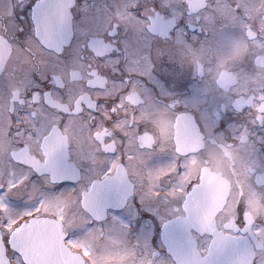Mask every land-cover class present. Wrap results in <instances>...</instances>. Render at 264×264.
<instances>
[{"label":"flooded vegetation","instance_id":"obj_1","mask_svg":"<svg viewBox=\"0 0 264 264\" xmlns=\"http://www.w3.org/2000/svg\"><path fill=\"white\" fill-rule=\"evenodd\" d=\"M0 246L264 264V0H0Z\"/></svg>","mask_w":264,"mask_h":264},{"label":"rangeland","instance_id":"obj_2","mask_svg":"<svg viewBox=\"0 0 264 264\" xmlns=\"http://www.w3.org/2000/svg\"><path fill=\"white\" fill-rule=\"evenodd\" d=\"M17 57H18V56H17ZM78 136H80V134H78ZM81 136H82V134H81ZM82 137H83V136H82ZM82 137H81V139H82V141H83V138H82ZM1 138H3L2 135H1ZM14 178H15V180L18 179V178L21 180V179H26L27 177H26V174H23V177H22V176H14ZM45 202H46V203H45ZM45 202H44V203H45V205H44V206H45V209H46V210L48 209L49 211H50V210L54 211L55 208H57V206H58V205H57V202H55V200L50 199V198H46V199H45ZM66 205H67V204H66ZM14 216L17 217V216H19V215H13L12 218H14ZM115 254H118V253L115 252ZM104 257H107V258H114V255L109 254V255H105ZM119 260H120V259H119Z\"/></svg>","mask_w":264,"mask_h":264},{"label":"water","instance_id":"obj_3","mask_svg":"<svg viewBox=\"0 0 264 264\" xmlns=\"http://www.w3.org/2000/svg\"><path fill=\"white\" fill-rule=\"evenodd\" d=\"M0 264H5V262L3 261V256H2L1 248H0Z\"/></svg>","mask_w":264,"mask_h":264}]
</instances>
